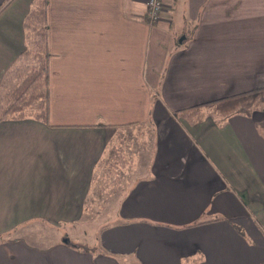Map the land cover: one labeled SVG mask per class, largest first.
<instances>
[{
    "label": "crops",
    "instance_id": "crops-1",
    "mask_svg": "<svg viewBox=\"0 0 264 264\" xmlns=\"http://www.w3.org/2000/svg\"><path fill=\"white\" fill-rule=\"evenodd\" d=\"M31 2L0 0V84ZM162 2L150 24L145 0H47L48 123L0 121V264H264V93L206 112L264 91V0ZM121 168L144 174L117 183V219L62 237L109 210L96 193Z\"/></svg>",
    "mask_w": 264,
    "mask_h": 264
},
{
    "label": "trees",
    "instance_id": "trees-1",
    "mask_svg": "<svg viewBox=\"0 0 264 264\" xmlns=\"http://www.w3.org/2000/svg\"><path fill=\"white\" fill-rule=\"evenodd\" d=\"M25 49L9 66L0 84V121L32 119L48 123L49 49L47 0H32L23 20ZM262 90L210 102L214 113L229 115L259 109ZM242 97H246L245 100ZM250 99V101H246ZM239 106V107H238Z\"/></svg>",
    "mask_w": 264,
    "mask_h": 264
},
{
    "label": "rangeland",
    "instance_id": "rangeland-1",
    "mask_svg": "<svg viewBox=\"0 0 264 264\" xmlns=\"http://www.w3.org/2000/svg\"><path fill=\"white\" fill-rule=\"evenodd\" d=\"M163 11H164V8H162V13H163ZM161 17H162V14H161ZM49 59H50V57H49ZM245 98L246 97H244V98L242 97L241 101L243 99L245 100ZM246 101H250V99H247ZM211 110L212 109L209 108L206 110V112L211 114L213 111V110L212 111ZM150 130L151 129L148 127V130L145 134V139H147V137L149 136ZM150 141H151V132H150V138L147 142L148 146L146 145V152H142L143 146H140L137 150H133V151H135V152H133V154H135V155L137 154L136 152H139V160L141 162H144L145 164L148 163V158L150 156V153L148 150L150 147V144H149ZM129 154L132 157L133 154H131V152ZM133 158H136V157L134 156ZM121 170L125 172V174L121 175V176L115 170H113L112 174H110V175H108L106 173V175L108 176V180L107 181L105 180L106 182L104 181L103 185H100V187H98L102 191V194L99 196L98 192L96 193V197H97L96 203L102 204V205H107L109 210L101 212L99 209V210H97L98 214H96V216H83L82 218H80L79 221L74 222V223H69V224L59 228V230L61 231L62 237L65 236V238L70 240V241H74L76 243H81V244H86V245H91V244L95 243V241L96 242L98 241L99 231L101 229H103L104 227H106L107 225H110L115 219H117V218H113V216H102L101 213H105V212L110 213V212H112V211H110V209L115 208V205H114V202L116 200L115 198H116V196H118V193L120 191L119 189L121 187H124L121 185L124 183L125 179L126 180L128 179L129 181L133 180V182H135L144 174L143 169H137L136 171L133 170V172H132V169H129V168H126V169L121 168ZM104 175H105V173H104ZM111 178H113V180ZM114 178H116V179H114ZM118 182H120L121 185H117ZM108 194H111L110 195L112 197L111 200L104 201V199H106L105 196L107 197ZM107 198H109V197H107ZM43 228L45 231L47 229L46 235H48V239H59L60 238V233L58 232V230L55 231V230L50 229V228L45 227V226H43ZM44 234H45V232H44Z\"/></svg>",
    "mask_w": 264,
    "mask_h": 264
},
{
    "label": "built area",
    "instance_id": "built-area-1",
    "mask_svg": "<svg viewBox=\"0 0 264 264\" xmlns=\"http://www.w3.org/2000/svg\"><path fill=\"white\" fill-rule=\"evenodd\" d=\"M146 16L150 24L161 19L163 3L162 0H145Z\"/></svg>",
    "mask_w": 264,
    "mask_h": 264
}]
</instances>
